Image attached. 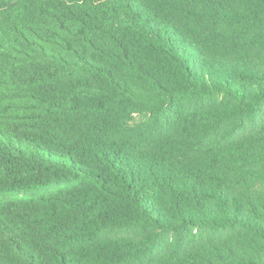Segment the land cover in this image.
<instances>
[{"label":"trees","instance_id":"obj_1","mask_svg":"<svg viewBox=\"0 0 264 264\" xmlns=\"http://www.w3.org/2000/svg\"><path fill=\"white\" fill-rule=\"evenodd\" d=\"M0 264H264V0H0Z\"/></svg>","mask_w":264,"mask_h":264}]
</instances>
